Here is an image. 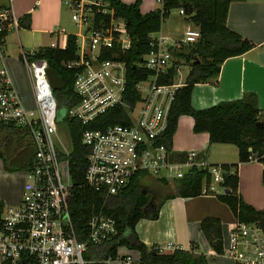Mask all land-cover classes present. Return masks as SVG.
Returning <instances> with one entry per match:
<instances>
[{
    "label": "built area",
    "instance_id": "built-area-1",
    "mask_svg": "<svg viewBox=\"0 0 264 264\" xmlns=\"http://www.w3.org/2000/svg\"><path fill=\"white\" fill-rule=\"evenodd\" d=\"M160 3L162 0H158ZM78 26L74 34L78 46L75 60L66 68L74 69L73 90L79 100L65 112L70 118L88 125L108 109L120 106L128 123L109 124L104 128H86L81 142L88 147L84 179L88 186L106 197L119 193L135 175L180 179L193 166L196 151L186 153L183 162L169 160V148L159 142L167 126V115L175 91L182 85L178 65L172 83H159L175 60L174 51L194 42L200 35L197 27H187L181 40L152 37L154 49L143 57L150 70L147 78L136 83L139 99L133 104L124 99L127 68L124 62L101 59L104 50L121 51L131 41L125 21L117 17L103 0H63ZM107 14L94 26V14ZM180 14L184 9L180 8ZM17 30L18 20L8 10L0 9V29ZM63 31V30H62ZM64 32V31H63ZM21 52L33 91L34 108H26L5 68L0 69V121L26 128L31 136L34 154L32 167L25 171L22 197L15 206L6 207L0 221V264H90L86 252L116 232L115 219L103 210L88 222V235L76 237L68 199L72 183L69 174L71 141H63L58 132L57 99L50 86L44 58H31ZM56 140V141H55ZM210 175L201 195L224 194L221 165L202 163ZM235 172L234 168L229 170ZM168 244L161 251L173 249ZM218 255L234 264H264V232L257 223L234 219L229 224L228 240ZM106 264H131L129 257H107Z\"/></svg>",
    "mask_w": 264,
    "mask_h": 264
},
{
    "label": "trees",
    "instance_id": "trees-1",
    "mask_svg": "<svg viewBox=\"0 0 264 264\" xmlns=\"http://www.w3.org/2000/svg\"><path fill=\"white\" fill-rule=\"evenodd\" d=\"M103 1L114 11L115 16L124 19L131 44L124 51L117 47L104 50L100 58H112L125 63L127 80L124 99L130 104L139 99L136 83L152 74L143 65V57L155 48L151 34L160 31L170 11L174 8L184 9L185 5L186 20L200 32L197 40L174 51L172 67L166 76L159 78L161 84L172 83L176 77V66H188L184 82L175 91L167 115V126L159 142L167 148L171 147L177 120L179 116L186 114L193 119V131L206 132L210 143L235 145L238 163L253 159L264 163V124L257 123L263 120L255 93L247 92L239 99L220 101L203 109H196L191 105V92L195 84L215 79L227 58L241 55L255 46L226 25L229 3L233 0H162L159 8L145 13L140 11L138 0L130 3L121 0ZM23 18L29 19L30 15L26 14ZM93 19L94 26H99L100 20H107L108 16L95 12ZM77 50L76 36L68 34L64 47H40L31 54V58H44L64 83L62 88L53 92L57 99L60 123L68 127L71 140L68 168L72 187L68 204L76 237L80 241L86 239L88 222L99 210L115 219L116 232L102 243L90 246L89 255L86 256L91 260L90 264H106L104 260L109 256L115 258L120 246L134 248L140 253L138 262L134 264H207L208 258L204 254H195L192 250L174 246L171 250L161 251L158 246H147L139 240L134 230L140 218H156L165 199L201 195L202 185L210 181L207 169L191 167L182 178L175 180L174 192L159 201L145 191L141 179L144 174L135 175L119 193L109 197L86 184L84 172L88 147L81 142L83 130L128 123V118L120 106L108 109L88 125H82L79 120L65 115L66 110L79 100L73 90L75 70L65 66L67 62L75 60ZM33 154V142L28 130L13 122L0 121V159L3 168L6 171L28 170L32 167ZM238 163L221 164L224 170L221 186L225 193L216 195V198L228 206L234 219L257 223L264 232V209H256L244 202L237 192ZM232 168L235 172L230 173ZM161 181L162 185L167 184V180ZM262 182L264 184V168ZM1 213L0 202V221ZM200 230L211 249L217 254L221 253V221L216 217H204L200 221Z\"/></svg>",
    "mask_w": 264,
    "mask_h": 264
},
{
    "label": "crops",
    "instance_id": "crops-1",
    "mask_svg": "<svg viewBox=\"0 0 264 264\" xmlns=\"http://www.w3.org/2000/svg\"><path fill=\"white\" fill-rule=\"evenodd\" d=\"M121 1L130 3L137 0ZM138 1L142 13L161 6L158 0ZM64 6L67 7L63 0H0V9L8 10L18 20L17 30L0 29V69L7 70L26 108H33L35 103L31 81L21 60V52L33 53L40 47L65 46L67 35L75 34L78 27L73 33H67L64 30L62 27ZM26 14L30 15L29 19L23 18ZM226 25L229 29L249 39L255 46L241 55L227 58L222 63L215 79L195 84L191 92V105L196 109H203L220 101L239 99L245 93L253 92L256 94L257 106L262 113L261 119L264 121V0L231 1ZM189 27L194 26L189 23ZM151 36L168 37L162 33V27L160 31L152 33ZM191 150L196 151L194 159L196 167L202 163L207 165L238 163V150L235 145L210 143L206 132L193 131L192 117L184 114L177 120V127L169 148V160L174 163L183 162L186 153ZM263 168L264 163L255 159L246 163H238L237 168V192L244 202L256 209H264ZM21 171L24 173L26 170L6 171L0 159L1 217L6 205L18 202L22 194L25 177ZM148 178L157 180L153 183L154 186L162 185L161 179H165L167 187H169V180H173V187L177 180L148 175L141 178L143 185H145L143 180ZM252 187L255 189L254 194L251 192ZM152 196L157 201L156 195ZM204 198L214 199L215 202H202L200 199ZM223 204L216 196L210 195L169 197L163 201L156 218H140L134 230L139 240L147 246L163 247L171 244L185 250H192L195 254H204L209 260L207 264H223V261L218 259L228 258L215 253L200 230V221L204 217H216L221 221L222 237L223 233L225 236L228 235L229 224L234 221V217L228 206ZM223 207H226L227 211L225 210L222 218L220 214L224 211ZM117 256L129 257L130 263L134 264L138 262L140 253L121 246L117 249Z\"/></svg>",
    "mask_w": 264,
    "mask_h": 264
},
{
    "label": "rangeland",
    "instance_id": "rangeland-1",
    "mask_svg": "<svg viewBox=\"0 0 264 264\" xmlns=\"http://www.w3.org/2000/svg\"><path fill=\"white\" fill-rule=\"evenodd\" d=\"M179 10H180V8L172 9L170 11L169 15L165 18V20L163 21V23L161 25L162 33L164 35H166L172 39H177V40H181L184 37V31H185L186 27L189 26V23L186 20V14H180ZM62 21H63L62 27L64 28V30L67 33H73L75 31H77L78 26L71 20V12L65 6L63 7V10H62ZM187 72H188V66H185V65L181 66L180 75L176 78V82H184V78H185ZM26 76H27V73H26ZM58 132H59L61 139L63 141H67V143L69 144L70 143V134H69L68 127L64 123L59 124ZM21 172H22L23 177H25V172L24 173H23V171H21ZM21 172H19V173H21ZM143 182H145V185L143 186L145 191L148 192L149 194L156 195L157 201H159L162 196H165V195L167 196V195H170L174 192V190H173L174 187L172 186L173 180H169V184H168L169 187H167L166 185L154 186L153 183L157 182V180L155 178H148L147 180H143ZM262 185L264 186L263 182H262ZM251 192L254 194V192H255L254 187H252ZM16 196H18V194H16ZM21 197H22V194L20 195L19 199L17 200L18 202H16L15 204H7L6 206L9 207V206L17 205L19 203V201L21 200ZM200 200L202 202H205V203L215 202L214 199H207V198L200 199ZM223 208H224L223 209L224 211L222 212V214H220L222 218L225 215V213H224L225 210L227 211L226 207H223ZM226 236L223 233L224 245H226L227 240H228V235H226ZM129 249L137 252V250L134 248H129ZM85 255L86 256L89 255V250L86 252ZM218 260H222L223 264H234L233 261H230V260L228 261V259L219 258ZM211 261H212V259H211ZM224 261H227V262H224Z\"/></svg>",
    "mask_w": 264,
    "mask_h": 264
},
{
    "label": "water",
    "instance_id": "water-1",
    "mask_svg": "<svg viewBox=\"0 0 264 264\" xmlns=\"http://www.w3.org/2000/svg\"><path fill=\"white\" fill-rule=\"evenodd\" d=\"M183 8L185 9V5L183 6ZM46 73H47V77H48L50 86L53 90L60 89L63 87L64 83H63L62 79L58 76V74L56 73V71L53 68L48 67L46 70ZM257 123L258 124H264L263 121H259Z\"/></svg>",
    "mask_w": 264,
    "mask_h": 264
}]
</instances>
